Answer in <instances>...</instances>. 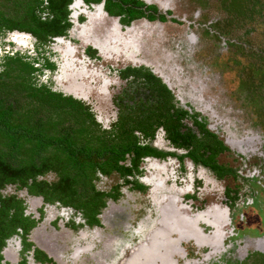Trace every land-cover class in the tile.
I'll return each mask as SVG.
<instances>
[{
    "label": "flooded vegetation",
    "instance_id": "flooded-vegetation-1",
    "mask_svg": "<svg viewBox=\"0 0 264 264\" xmlns=\"http://www.w3.org/2000/svg\"><path fill=\"white\" fill-rule=\"evenodd\" d=\"M146 3L143 0H40L34 7L20 6L17 12L18 18L22 19L29 18L31 12L35 14L39 18L38 26H30L23 21L18 23L20 27L13 29H2L0 26V69L10 64V59L20 58L22 62L29 64V69L27 66L26 68L30 70L32 83L72 100L80 106L82 122L103 132H114L131 145L130 151L119 161V165L125 170L113 169L109 174L103 173L100 169L95 170L94 176L114 173L122 183L113 188L114 193H107L98 190L96 180L93 181L95 191L108 197L105 198L103 205L95 206L97 212L90 214V217L84 215L82 208L74 206V200H69L68 203L59 198L48 200L42 194L43 191L28 193L32 202H29L27 207L25 200L15 196L22 202V214L32 222H29L25 235L23 229L17 227L16 231L5 239L0 252L1 264L5 251L13 249L16 254L18 253L17 256L19 255L17 264L51 262L44 251L35 248L28 241L30 233L37 226V222L26 214L30 211V204L45 217V220L48 218L51 222L63 221L67 225L72 223V230L97 228L100 226L99 215L106 207L107 200L120 196L118 185H125L144 194L146 198L152 199L155 211L161 209L163 221L167 222V227L163 229V235L159 240L164 243L165 256L169 240L172 239L179 243L181 248H185L184 254L186 258L188 257L193 247L183 242L187 237L185 234H194V238L197 239L193 222L198 223L197 227L202 232L200 235L202 240L198 245L205 246V241L214 250L217 247L216 243L224 246L225 241L230 238H225L227 234L225 229L236 220L239 206H242L243 211L251 210L255 213L245 206L246 202H240L244 182L249 184L252 177L245 176V169L241 170L239 167L224 163L221 158L231 150L234 153L246 154L249 149L252 150L254 147L257 149L261 136L247 127L242 131L246 132V136L251 134L252 137L244 139L237 135L238 129L233 131L227 127V130H222L226 126L219 114L213 116V119L217 118L218 127L217 131H212L206 118L192 114L191 108L186 107L187 101L198 100L204 104L200 99L203 97L198 99L194 97L202 91L201 94L207 98V93L213 86L211 81H200L201 69L206 74L213 71V67L204 69L201 59L204 58V62L207 63L214 60L215 54L211 51L205 53L203 50L205 46L202 44L196 46L194 43L196 34L193 27L195 28L197 24L191 22L190 18L197 19L199 18L197 15L174 16L172 11L167 12V7L159 10L156 6ZM165 12L167 22L162 15ZM146 19L151 24L154 21L167 23L168 29L165 26L158 28L153 24L139 29L135 23ZM129 32L143 39L140 50L131 52L132 46L124 38ZM147 43L152 46L147 48ZM165 44L167 49L161 52ZM221 46L226 48L227 42L222 41ZM198 53L202 54L201 59ZM101 61L105 66V72L95 68V64ZM176 86L183 90L190 87L191 90L188 91L190 95L183 97L179 93L176 94L173 91ZM100 91L106 92L104 104L109 106V112L104 116L93 110L90 100L92 95H95L94 92ZM95 97L97 96H93ZM249 99L253 100V97L249 96ZM205 104L214 106L213 102L207 99ZM206 108L208 109L207 106ZM215 108L219 112L218 102ZM229 116L230 114H225L224 118ZM190 120L192 124L185 125V121ZM210 122L214 124V120ZM254 123L255 119L253 124H250L251 127H254ZM218 130L225 132L226 140L219 137ZM178 152L182 154H175ZM127 157H130V164H123ZM185 160L190 163L189 170L181 168ZM178 161L181 165L177 163ZM191 173L195 175V180L193 179L190 188L178 192L175 188L177 183ZM163 179L167 184L174 183L175 186L163 187L160 190L161 187L157 186ZM37 180L46 183L48 187H54L59 178L56 173L48 172L38 176ZM213 181L225 183L221 194L223 201L220 202L222 207L208 201L209 193H206L205 199L201 197L199 198L201 201L195 203L194 196L199 197V190L206 183L210 185ZM9 185L15 190L26 188H19V185L15 184H8L5 188ZM2 190L0 193L3 195ZM257 192L251 190L253 196L250 205L254 204V198L258 197ZM53 193L69 197V191L64 185L47 192L48 195ZM80 203L87 207L86 200ZM242 212L238 213V216L243 217V221L245 217ZM50 215L53 218L49 217ZM171 222H186L184 224L186 232L182 230V224L179 223V229H175L170 225ZM136 232L139 233L138 225ZM208 232L213 235L205 237L204 234ZM166 238H169L168 243L165 242ZM155 239L151 245L157 242L158 238ZM195 244L197 245L196 242ZM180 247L179 251L176 250L174 253L177 257L181 256ZM76 253L77 251L71 255L75 256ZM260 255L263 254L250 257Z\"/></svg>",
    "mask_w": 264,
    "mask_h": 264
},
{
    "label": "rangeland",
    "instance_id": "rangeland-1",
    "mask_svg": "<svg viewBox=\"0 0 264 264\" xmlns=\"http://www.w3.org/2000/svg\"><path fill=\"white\" fill-rule=\"evenodd\" d=\"M143 1L147 2V5L156 6L159 10L160 8L164 10L167 7V12L172 11L174 16L197 15L199 17L197 19L190 18L191 22L197 24L195 28L193 27L196 34L194 43L196 46L200 44L205 46L203 49L205 53L211 51L215 54L214 60L206 63L204 58L201 59L202 54L198 53L204 69L213 67L210 74L204 73L203 69L200 70L202 75L200 81H211L213 86L207 93L208 97L206 94L207 98L201 94L202 91L194 97L197 99L203 97L200 99L204 104L198 100L196 102L188 100L186 107L191 108L192 114L206 118L212 131H217L218 127L217 118L213 119V116L219 114L226 126L222 130H227V127L232 128L233 131L238 129L237 135L244 139L252 137L251 134L246 136V132L242 131L247 127L248 130L251 129L261 136L257 149L256 147L252 150L249 149L246 154L234 153L230 149L231 152L229 151L221 158L224 163L239 167L241 170L245 169V176L252 177L251 181L254 179L252 182L249 181V184L244 182L240 192L243 195L240 202H246L245 206L251 208L255 213L251 210L243 211L242 206H239L235 222L233 221L232 225L225 229L227 232L225 238H230L225 241L224 246L216 243L217 247L214 250L205 241V246H199L202 232L197 227L198 223L193 222L195 226L193 230L197 239L194 238V234H185L187 237L183 242L185 245L193 247L188 257L186 258L184 254L185 248H181L179 243L172 239L170 241L169 238H166L165 241L168 243L169 240L167 256H165L164 243L163 241L159 242L161 237H158L157 242L151 245L152 241L156 240L154 235L157 231L162 227H167V222L163 221L164 217L161 216V209L155 211L152 199L146 198L144 194L131 190L125 185H118L120 196L113 200H107L106 207L99 215L100 226L97 228L85 227L72 230V223L67 225L63 221L51 222L48 218L45 220V217L30 204V211H27L26 214L37 222V226L30 233L28 241L48 255L51 259L48 264H126V261L127 264H244L247 261V264H264L261 258L250 257V255L264 254V0ZM167 12L162 14L166 18L165 22H167ZM149 22L146 19L137 21L135 24L139 29L152 26V24L158 28L165 26L168 29L167 23L161 24L160 21H154L151 24ZM124 38L132 46L131 52L141 49L143 39L138 38L137 34L129 32ZM222 41L227 42L226 48H222ZM146 46L150 48L152 45L147 43ZM165 49H167L166 44L161 48V52ZM158 62L161 63V61ZM104 67L102 61L95 64V68L101 69L103 72H105ZM186 78L188 77L186 76ZM212 89L215 90L212 91ZM189 90H191L190 87L183 90L176 86L173 91L185 97L187 94L190 95ZM94 94L90 98L93 110L103 116L107 115L109 106L104 104L106 92L100 91L99 93L94 92ZM93 96L98 98L95 97V99ZM249 96H252L253 100L249 99ZM205 99L213 102L214 106L205 104ZM217 102L220 108L219 112L215 108ZM225 114H230V116L224 118ZM252 119H255L254 127L250 125L253 124ZM212 120H214V124L210 122ZM188 124H192V121H185V125ZM218 133L222 140L227 139L225 132L218 130ZM175 154L181 155L182 152ZM129 160L130 157H127L123 164H130ZM177 163L180 164L179 161ZM184 163L183 166L180 164L181 168L189 170L190 163L186 160ZM207 175L209 176V174ZM193 179L195 180V175L191 173L186 179H181L177 186L174 183L167 184L163 179L157 187H161L160 190H162L163 187L174 185L178 192L185 191L190 188ZM94 180H96L97 189L107 193H114L113 188L122 183L114 173L107 176H95ZM224 184V182L217 181H213L210 185L206 183L199 190V197L194 196L195 203L200 202L199 198L201 197L205 199L206 193H209L208 201L221 205ZM199 186H202L201 183ZM2 189L3 196H17L21 200H25L26 207L29 202H32L28 188L15 190L9 185ZM251 190L258 191V197L254 198L255 202L252 205H250L253 196ZM240 212L244 213L243 221V217L238 216ZM179 223L183 226L182 230L186 232V226H184L186 222H171L170 225L179 229ZM137 225L139 233L136 232ZM255 232L257 234H254ZM212 235L213 233L210 232L204 234L205 237ZM179 247L181 256L177 257L174 253L179 251ZM14 248L16 249V245ZM75 251H77L76 255L72 256L71 254ZM15 254L14 249L13 251L6 250L2 264H17L19 255ZM146 254L149 257H146ZM137 255L139 256L137 263L136 261L132 262Z\"/></svg>",
    "mask_w": 264,
    "mask_h": 264
},
{
    "label": "trees",
    "instance_id": "trees-1",
    "mask_svg": "<svg viewBox=\"0 0 264 264\" xmlns=\"http://www.w3.org/2000/svg\"><path fill=\"white\" fill-rule=\"evenodd\" d=\"M39 2L0 0L2 29L20 27L18 23L22 21L38 26L39 18L35 14L31 12L29 18L22 19L17 12L20 6L34 7ZM9 62L0 69V190L8 184L19 185L32 194L43 191L48 200L59 198L67 203L74 200V206L82 208L86 217L96 214L95 206L103 205L108 195L95 191V170L100 169L105 174L113 169L125 170L119 161L124 159L131 145L114 132H103L82 122L80 106L72 100L32 83L28 63L20 58ZM48 172L56 173L59 178L54 187L37 180ZM62 185L67 187L69 197L47 194ZM85 200L87 207L80 203ZM22 213L19 199L0 193V252L5 239L17 227L23 229V235L28 232L32 221ZM257 257L264 262V254Z\"/></svg>",
    "mask_w": 264,
    "mask_h": 264
},
{
    "label": "water",
    "instance_id": "water-1",
    "mask_svg": "<svg viewBox=\"0 0 264 264\" xmlns=\"http://www.w3.org/2000/svg\"><path fill=\"white\" fill-rule=\"evenodd\" d=\"M169 223V222H168ZM166 225H167V223H166ZM165 227H162V229H160V230H158L157 231V233H156V235H154L155 236V238H158V237H161L162 235H163V229H164ZM158 236V237H157ZM163 239V238H162ZM158 240V239H157ZM141 254V253H140ZM147 256L146 257H149V255L148 254H146ZM138 258H139V256L137 255V256H135V258L132 260V262L133 261H136V263H137V261H138ZM126 264H127V261H126Z\"/></svg>",
    "mask_w": 264,
    "mask_h": 264
}]
</instances>
